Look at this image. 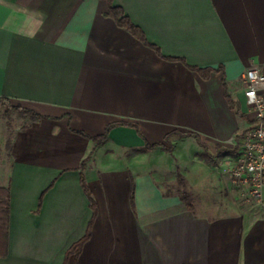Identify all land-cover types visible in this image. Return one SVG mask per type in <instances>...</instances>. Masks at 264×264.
<instances>
[{
  "label": "crops",
  "instance_id": "1",
  "mask_svg": "<svg viewBox=\"0 0 264 264\" xmlns=\"http://www.w3.org/2000/svg\"><path fill=\"white\" fill-rule=\"evenodd\" d=\"M113 4L160 52L107 14L109 0H0V97L45 116L0 112L17 119L0 134V264H264V209L231 180L252 114L243 74L264 72V0Z\"/></svg>",
  "mask_w": 264,
  "mask_h": 264
},
{
  "label": "built area",
  "instance_id": "2",
  "mask_svg": "<svg viewBox=\"0 0 264 264\" xmlns=\"http://www.w3.org/2000/svg\"><path fill=\"white\" fill-rule=\"evenodd\" d=\"M243 79L245 111L252 114L243 130L231 180L247 203L264 209V72L252 66Z\"/></svg>",
  "mask_w": 264,
  "mask_h": 264
},
{
  "label": "trees",
  "instance_id": "3",
  "mask_svg": "<svg viewBox=\"0 0 264 264\" xmlns=\"http://www.w3.org/2000/svg\"><path fill=\"white\" fill-rule=\"evenodd\" d=\"M110 1V7L109 10L107 12V14L109 16H112L114 19H116V21L118 22V24L120 26L125 27L126 29H128L129 31H131L134 35H136L139 39H141L142 41H144L146 44L154 47L156 50H158V52H160V49L157 45H155L154 43H151L148 41V39L146 38L144 32L142 31V29H140V27H138L136 24L133 23V21L130 19V17L125 13L124 9L120 6H116L113 4V0H109ZM174 59V58H172ZM202 75L204 78H208L210 76V73L212 71V69L210 68H196ZM223 84H224V88H225V96L230 104L231 107H234L237 111V113L240 116H245V114L243 112H241L240 107H238L235 102L233 101L231 95L228 92V84H227V79L226 76L224 75L223 77ZM2 110H5L6 112H9L11 110H16L20 113H24V114H30L32 116H39V117H45L44 115L37 113L36 111L30 109V108H26V107H22V106H16L13 105L10 101V99L8 97H0V112ZM120 124H126V125H132L135 126L138 131L140 133H142L138 127L137 124L135 123H126V122H121ZM116 124H111L107 127L106 131L103 134L97 135V136H93L92 138L94 139L95 143L101 144L103 143L107 138L108 135L110 133V130L115 126ZM81 134L87 135L85 132L83 131H78ZM183 133L180 132L179 130H173L170 133H168L166 135V141L171 142L172 138L176 135H182ZM242 136V134H241ZM240 135H237V138L240 139L241 137ZM196 137L201 141L199 135L196 134ZM157 148H162V149H166V150H172V146H167L165 143L163 142H158V143H149L146 142L145 144V149L149 150V149H157ZM86 161L87 158L82 162V176H81V181L83 183L84 189L86 190L87 194L89 195L90 199L92 200V205L94 208V212H96V207H95V203L93 201L92 198V194L91 191L88 187V184L86 182L84 173H83V169L86 165ZM183 198L186 200L188 207L191 210H194V206L192 205L191 201L188 198V195L186 192H183ZM132 199L134 200V193L132 196ZM42 204V200L41 203ZM10 205H11V193H10V189L9 188H1L0 187V246H3V248L6 249L7 243H8V235H9V218H10ZM95 217V214H94ZM94 217L91 220L88 230L86 232V234L76 243H74L72 245V247H70V249L67 251V256L69 255V253L75 251L77 253V255H79L84 243L90 238L91 233H92V225H93V221H94ZM4 251H0V253H4ZM66 264V263H64Z\"/></svg>",
  "mask_w": 264,
  "mask_h": 264
},
{
  "label": "rangeland",
  "instance_id": "4",
  "mask_svg": "<svg viewBox=\"0 0 264 264\" xmlns=\"http://www.w3.org/2000/svg\"><path fill=\"white\" fill-rule=\"evenodd\" d=\"M16 118H13L10 116L6 117V116H2V118L0 119V134L2 133H6V130L8 129V131L10 132V130L12 129L13 126H15L14 124H16ZM14 121V122H13ZM0 146H4V144H2V142H4V140H0ZM217 197V201H223L224 203H226L227 198L225 196H216Z\"/></svg>",
  "mask_w": 264,
  "mask_h": 264
}]
</instances>
